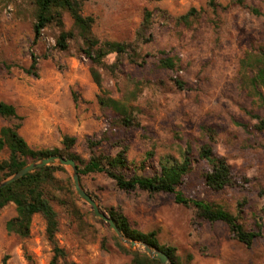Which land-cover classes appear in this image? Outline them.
Segmentation results:
<instances>
[{
    "label": "rangeland",
    "instance_id": "rangeland-1",
    "mask_svg": "<svg viewBox=\"0 0 264 264\" xmlns=\"http://www.w3.org/2000/svg\"><path fill=\"white\" fill-rule=\"evenodd\" d=\"M233 1L215 0L217 6L210 8L209 0H86L82 15L94 19V37L131 46L117 64L115 55L106 58V65L115 66L99 69L98 88L77 36L60 50L61 29L50 24L33 43L29 0H0V64L10 66H0V102L14 106L23 118L19 134L31 149H62L69 136L75 138L72 151L87 161L92 154L114 155L124 142L130 162L138 165L149 158L157 167L165 156L180 160L188 148L194 162L181 187L185 195L221 205L245 230H256L257 221L262 225L260 237L246 248L221 222L193 224V209L175 204L171 195L125 193L103 174L82 177V188L101 211L119 207L134 229L157 231L159 245L174 246L181 264H264V131L255 130L257 120L250 114L264 118V106L256 107L247 97L241 82L249 73L240 64L264 45V0H242L243 6ZM251 7L263 16L253 15ZM191 9L195 13L186 23L179 20ZM145 11L152 22L142 34ZM61 20L63 30L74 33L69 15ZM31 56L36 77L24 72ZM164 58L173 61L172 70L158 66ZM109 100L128 106L139 127H118L119 113ZM4 125L0 119V128ZM205 144L229 165L235 186L219 192L205 186L209 167L197 156ZM6 157L1 151L0 160ZM65 171L55 176L65 180L70 177ZM55 196L51 204L59 224L54 240L68 262H128L114 244V232L90 206L77 196L75 214L65 192ZM14 216L11 203L0 210V264L5 257L6 264H50L54 253L44 219L34 215L29 236L20 238L5 228Z\"/></svg>",
    "mask_w": 264,
    "mask_h": 264
},
{
    "label": "trees",
    "instance_id": "trees-1",
    "mask_svg": "<svg viewBox=\"0 0 264 264\" xmlns=\"http://www.w3.org/2000/svg\"><path fill=\"white\" fill-rule=\"evenodd\" d=\"M86 0H29L33 7V43H36L41 37L42 31L50 24L60 27V34L56 40V46L60 50L67 49V41L75 39L76 36L82 42V53L90 62V77L93 83L101 88L102 77L99 69L111 68L115 66L106 65L105 60L110 55H115V63L120 62V58L129 55L131 46L120 42H100L92 33L94 19L90 16L82 15V7ZM235 4L243 6L242 0H234ZM208 6L215 8V0H209ZM255 16H263L257 8H249ZM66 13L73 21L74 33L64 31L62 24V15ZM195 13L191 9L186 15L181 16L179 20L186 23L190 16ZM152 14L145 11L140 25L139 33H144L151 26ZM241 68L248 71V75L241 82L242 87L252 104L256 107L264 106V45L257 55L247 54L240 61ZM3 69L9 70L10 66L0 64ZM158 66L163 69L172 70L173 61L168 58L160 59ZM24 72L30 76L36 77V61L31 56V64ZM180 88L182 84L175 80ZM114 110L119 113L116 122L118 127L125 130L138 128L139 124L134 120L131 112L126 105H119L115 100L108 102ZM251 116L257 120L255 130L264 131V118L251 113ZM0 119L6 122V125L0 128V152L6 150L7 157L0 160V181L6 179L20 169L24 168L33 161L48 158L50 156H60L72 159L77 167L79 180L83 176L93 174H103L114 183L117 190L132 193L136 191L144 192L148 196L158 194L171 195L177 205L193 209V224L198 223H216L225 224L231 237L246 248H251L254 241L261 235L259 221L256 222V230H245L239 223L238 217L230 214L221 205L209 202L204 199L189 198L182 191L184 179L192 171L193 156L187 148L182 152L181 159H174L170 156L162 157L158 166L155 167L149 163V158L144 159L138 165L130 162L127 158L128 146L124 142H119L116 147L117 152L114 155L92 154L84 161L76 155L72 149L75 144V138L65 136L62 149L51 150H33L19 134L22 127L23 118L16 112L14 106L5 102H0ZM97 146L91 144V146ZM150 156V155H149ZM198 159L203 160L209 167L204 173L203 180L206 187L210 190L219 192L225 188L235 186L234 178L229 165L226 161L214 154L210 144L202 145L197 153ZM151 169V172H149ZM66 168L56 164H50L32 170L13 183L8 184L0 190V210L8 204H13L15 216L6 222L5 228L9 234L20 238H26L30 234L31 221L34 215H40L45 221V233L48 241L53 246V258L50 264H73L66 260V254L59 249L54 237L58 232V214L54 210L51 201L57 200L56 192H65L69 201L72 202L74 213L79 210L75 201L79 198L75 195L70 177L65 180L58 179L57 172H66ZM82 186V184H81ZM83 187V186H82ZM90 195L88 192H86ZM95 201V198L90 195ZM107 216L115 223L118 231L122 235L147 246L157 249L167 255L171 264H181L176 255L174 246L159 245L157 240V231L142 233L134 229L119 207H109L106 209ZM259 220V219H258ZM116 248L123 255L129 256L128 262L124 264H160L157 260L151 259L143 252L127 249L116 239L112 237ZM6 257L2 264H6Z\"/></svg>",
    "mask_w": 264,
    "mask_h": 264
},
{
    "label": "water",
    "instance_id": "water-1",
    "mask_svg": "<svg viewBox=\"0 0 264 264\" xmlns=\"http://www.w3.org/2000/svg\"><path fill=\"white\" fill-rule=\"evenodd\" d=\"M50 164H56L59 166H63L69 169L70 177L72 180L73 188L77 196L88 206H90L93 215L105 222L109 228L114 232L117 239L125 246L135 251L143 252L148 255L151 259L157 260L160 264H171L167 255L157 249L151 248L144 243L137 242L134 240H129L125 238L122 233H120L115 225V223L110 219L106 213L101 211L98 204L86 193V191L82 188L79 180L78 170L76 167L75 162L72 159L63 158L60 156H50L48 158L39 159L36 161L31 162L24 168L20 169L16 173L12 174L11 176L7 177L4 180L0 181V190L6 187L8 184L15 182L25 174L31 172L32 170L48 166Z\"/></svg>",
    "mask_w": 264,
    "mask_h": 264
}]
</instances>
